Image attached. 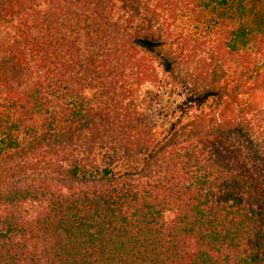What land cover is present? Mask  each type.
<instances>
[{
    "label": "trees",
    "instance_id": "1",
    "mask_svg": "<svg viewBox=\"0 0 264 264\" xmlns=\"http://www.w3.org/2000/svg\"><path fill=\"white\" fill-rule=\"evenodd\" d=\"M0 264H264V0H0Z\"/></svg>",
    "mask_w": 264,
    "mask_h": 264
},
{
    "label": "rangeland",
    "instance_id": "2",
    "mask_svg": "<svg viewBox=\"0 0 264 264\" xmlns=\"http://www.w3.org/2000/svg\"><path fill=\"white\" fill-rule=\"evenodd\" d=\"M210 16L192 17L189 20L181 18L170 25L174 35L182 34L187 36L186 39L190 41L185 45V53L189 54L184 62L187 63L189 70L193 74H205L207 67L210 64V55L214 52L215 34L210 37L206 36L204 27L208 24ZM154 71L158 77L159 82L156 84H143L137 92L132 106L138 107L144 114L150 118L151 122L155 124L156 134L161 133L167 125L169 118L176 110V103L179 102V96L175 93H170L167 90L169 80L158 67L154 65ZM41 208V204L29 202L24 205V210L27 215H35ZM172 214L167 213L166 218H171Z\"/></svg>",
    "mask_w": 264,
    "mask_h": 264
}]
</instances>
